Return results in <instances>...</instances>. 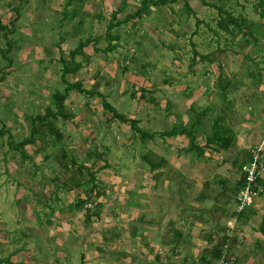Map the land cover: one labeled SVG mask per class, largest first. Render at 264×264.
I'll list each match as a JSON object with an SVG mask.
<instances>
[{
    "label": "rangeland",
    "instance_id": "obj_1",
    "mask_svg": "<svg viewBox=\"0 0 264 264\" xmlns=\"http://www.w3.org/2000/svg\"><path fill=\"white\" fill-rule=\"evenodd\" d=\"M8 1L9 0H1L0 2V18L4 24L8 23L7 20L12 19L13 12L14 16H16L19 12L22 14V10L27 13L30 9H37L34 13V22L29 24L31 27H28L33 30L32 32H35L34 35L28 36L29 34H27V32H21L19 25L22 23L27 25L28 18L26 19V17L21 18L18 26L15 24L12 26L7 25L6 27H3L2 30H0V130L3 129L2 139L0 137V142H2L0 143V258L3 259L5 257V255L13 246L12 241L16 240L18 242L20 241L23 245L27 244L28 246L26 249H30V251L31 249L34 250L35 256L33 259L35 260V264H41L40 262L42 260L44 262L43 264H82V253L84 252L82 244L77 243L75 248L67 242L63 243V245H58V241L55 239V237L47 239L42 234V232H44L45 228L49 226L48 219L50 218V210L67 212L68 210H71L75 207L65 206L64 201L67 196L65 193L69 192L73 188L75 189V194L80 195V191L81 193L84 192L83 190L85 185H83V183L87 184V182H89H83L84 179L86 180V177L89 180V170L91 171V169L87 167L86 161H84L82 158L84 156L83 149L87 146L85 145L86 140L83 139V136L81 138L77 137V140H75L76 145H78V142L81 145L79 144L76 146V148L73 149V153L67 155V158L69 159V165H72L71 162L74 158L76 160L77 166H80L79 168L81 171L79 173H75L73 170V176L68 179V174L70 172L72 173L71 168L68 171L61 169V171L56 172L57 176H59L57 180V195L61 198L60 201H56L54 198L49 199L47 197L44 198L40 196L36 199L35 196L40 194L39 192H41L42 196H44V188L46 184L39 182L37 178L34 180L35 178H31L30 176H26L25 178V180H27L25 188L28 193L22 196L20 199L21 202L14 200L17 190L14 191L10 189V186L13 183L11 180L16 178L20 183L23 180V177H21V174L19 175L17 172H15V176L8 175V171L6 172V163L24 160L28 164V168L25 169L27 175H29L32 171L41 170L42 166L47 164L48 167L43 170L48 176H52L49 168L54 166L56 164L55 162L58 161L54 156L55 154L60 153L59 146L64 145L61 144L58 146L47 147L45 152H43L44 150L37 152L33 151L30 156H28L27 152L24 151V148L21 145V141L23 140V137L26 135V133L29 132L27 129L31 127L32 116L43 112V107L46 106V103L43 102V99L51 103V94L56 91H63L64 86L61 84V79L56 80V74L58 71L55 70L56 68H60L62 66L60 63L51 64L45 60L43 62H36L34 56L28 55L27 57H24L23 53L27 52L26 49L28 50V46L41 43L42 41H48L49 45L51 44L56 46L58 45V41L61 38H66L65 40H67L69 37H71V33L67 32V27H69V29H73L74 25H78V23L73 22L72 15L80 13L79 21L83 23L85 20V14L82 12L81 8L86 4H89L90 0H87L88 3L86 0L77 1L76 3H72L67 7L63 5L64 0H58V2L61 4L60 8L62 9L60 13H58L54 7H50V5L46 3V0H27L30 2L27 4H25L26 2L24 3L23 1H21V4H19L20 1L11 0V7L13 9L12 12L10 6L8 7L6 5ZM48 1L51 2V0ZM134 1L138 3L140 2V0ZM184 1L177 0L179 3L168 2L164 5V8L159 9V12L169 16L163 18H169L168 21L160 19L158 17L159 15H156L152 19H146L152 15L148 13L144 15L143 19L137 20V23H134L133 25L128 24V22L121 23L118 30L113 29V33H118L119 35L118 39L115 41L118 43L115 47V50L101 52V58L93 56L94 58L92 57V62L94 63V66H96V71L93 70V67L90 66V68H88L87 65H84V71L82 70V72H79L77 77L75 76L74 79L76 78L75 81L78 80L82 82L85 90L87 89L90 91L94 87L99 86L100 90L103 88L102 92L104 96H107V101L111 103L118 112L126 115V117L133 113L135 115L134 119L137 120V126H140L144 131L149 129L150 132H154L153 137H151L153 141H150L153 144L152 147L159 145L161 149H157L158 152L164 154L167 160H170V164L172 166H178L175 165V163L177 164V156L179 155L181 156L190 154L194 157V159L198 156L193 150L185 151L186 147L189 145V139L186 135H163L162 132L171 129L172 123H178L177 120L175 121L172 118L173 116L165 117L166 115L161 113L163 112L165 106L169 104L167 107L170 108L172 114L179 115V113L176 112H180L186 108L190 109V107L194 105V109L187 111L184 115L187 117L184 118L186 126L189 124V121L190 123H193L190 117L195 119L194 114L191 115V113H194V111H201L207 106L210 107V111H208L206 116L199 121V126H197L196 129L197 132H195L196 142L200 140L201 135L199 132L202 130V127L206 132H210V123L212 119L216 115L221 116L223 109L226 116L224 112L222 116L224 117L226 123L234 130V133L236 134L235 140L227 150L223 151L221 149H217L220 151H216L220 153L218 158L214 156L215 153H207L208 155L206 153L205 154L210 158L206 161L209 163L211 168H215V171L219 170L217 175L224 176V179L227 180L225 174H227L229 168H227L226 164L229 163L230 160H232L231 162L235 160V162L239 164L241 161L243 162L245 158H247L245 156L246 148L242 146V137L243 133L248 127H246V129H243V127L245 128V124L252 125L255 123L251 122L250 116L248 117L250 108L249 105L251 103L253 104V102L248 101L247 98L254 99L255 94H258L259 97V93H261L260 89L264 92L262 89L264 88V47L260 43H255L252 39H250L248 34L243 35L241 38L239 37V41L236 39V43L232 41L231 43H226V46L224 45V41L222 39H219V42H216L217 37L214 36V34L209 29H217L215 24L216 20L214 19L215 16H217L216 9L205 5L202 0H186L190 3V8L193 10L191 12L187 11L185 8ZM204 1L209 3L220 2V0ZM256 1L257 0H226L225 2L226 5L233 10L237 17H239L241 20H246L247 23H252L254 30L252 32L257 37L264 38V20L262 23V19H260L258 12L254 8V3ZM32 4H34V6H32ZM170 4L171 7L169 6ZM117 5L118 1L111 0V2L108 4L109 11L114 10ZM241 5L244 7L242 8ZM159 6L162 5H158L157 7ZM125 10L132 12L134 10V3H129V6L126 7ZM55 14H58L59 16H55ZM123 16L125 15H121V17ZM148 21L151 22L148 23ZM108 22L109 21L106 19L103 21L101 20L97 25L96 32L104 36L107 30ZM145 23H147V25ZM37 31L43 34L46 32L49 35L47 40L44 36H42V40L39 41V38L36 36ZM219 32L220 34H223L222 31L219 30ZM21 34L22 37L20 36ZM8 37L13 40V46L10 50V53L5 50V41ZM20 38L22 40H20ZM228 38L233 40V38L229 36ZM247 39L249 41H247ZM108 43L109 42L106 41V39H100L101 46H106ZM195 51L199 52L200 54H208L212 61H199V57L195 56ZM105 56L108 59L106 61L109 63H107L108 66L106 65L107 67L103 69L99 65L101 59ZM41 57L44 58L43 55H41ZM192 57L195 59L194 62L192 61ZM34 64H37L38 66L35 68ZM250 70H260L261 79H259L257 75H255V78H249L247 73ZM217 75H219L220 78H218ZM101 77L106 78L103 83L99 82ZM67 78L69 82H72L73 77L71 75H68ZM165 78L168 79L169 83L164 82ZM224 78L232 80L233 84H231V86L223 82L227 86L225 89V100L224 98L220 97L222 88L218 86V80L221 81ZM122 79L124 80L123 84L121 83ZM129 79H134V83ZM102 80L103 79H101V81ZM92 81L94 82L93 84L91 83ZM134 85L140 87L135 92L141 94L145 90L147 93L145 95L146 99L150 98L152 95L153 98L158 102L157 104L148 103L147 101L143 103V105H145L149 110L148 117L150 119L152 118V122H149V124L146 125L144 124L145 126L141 123V115L143 116L147 114V112H140L141 100L136 98L134 100V98H132L129 93ZM69 95L70 101L75 106V113L80 114L77 118L80 126V130L78 131L81 132V130L87 128L94 129L97 133H102V136L97 138L93 136H87V139H89L88 142H91V145L89 146L90 151L93 152L90 157H94L93 155L96 153L98 154L99 149H103L105 151V155L103 157H105V160L107 161H111L112 156L116 157L124 154L125 160L138 161L141 163L139 165L143 167L146 174H149L153 171L150 170L152 160L154 162H159L161 156L152 154L150 148L146 146L145 141L137 137L133 133V130H130L129 135L125 137L126 141L128 139L133 140L132 144L130 141L128 142L126 149L124 150L125 152L122 149H118V144L124 139L123 133L125 132L122 133L116 127L111 126L110 132H108L109 135L106 133L104 135V131L107 129L110 123L109 121L105 122L103 120L101 112H98V116H96V114L91 115V110L100 111L101 108L100 104L94 103L95 100H97L96 102L100 100L99 98H96L97 96L95 94L94 97L91 96V100L89 99L90 102L93 100V103L91 102L90 105L91 109L87 106V104L84 103L85 98L87 97L85 93H79L76 90H72ZM112 95H115L118 98H109ZM192 95L194 96L193 99L191 98ZM119 98H122L123 100V104L121 106L118 104ZM167 99L169 103L166 104L165 100ZM188 103L189 105H187ZM79 106L81 109L78 108ZM251 110H253V108H251ZM161 115H163V121L157 120L156 116ZM260 115L263 117L262 113H260ZM81 116H85L83 120H81ZM254 117L255 115L252 114L251 118ZM181 136H183L185 139H188V144L185 148L180 143L182 141L178 140V138H182ZM119 139L121 140L119 141ZM103 140H106V142H103ZM261 142L264 146V140H261V136H257L256 134L253 145H257ZM103 143H107V146L104 147ZM65 144L68 149H70V144L66 142ZM132 146H134V148ZM164 146L166 147L164 148ZM167 147L168 150L164 152ZM243 148L244 151H241ZM178 149L179 151H177ZM146 154L148 155V160L144 157ZM45 155H48L49 157L45 158ZM35 156H38L37 160L44 159V161L41 164H38L34 160ZM187 159L190 160V157ZM123 163L125 162L123 161ZM129 167V169H133V167ZM55 168L56 167H54L53 170L57 171ZM107 168L109 171H111V168ZM178 168L179 170L174 172L177 179L175 181L185 183L186 175L180 170V166ZM122 169L125 170V168ZM129 169L126 172L127 183L122 182L121 184L117 185L118 188L120 187V190L123 189L121 190L122 193L128 192V184L132 186L134 185V182L129 179L133 175ZM114 175L115 173L111 171L109 174H106L105 177L106 179H109ZM44 177L45 176L42 174L43 179H45ZM155 180L156 182L158 181L154 189L155 195L158 196L156 200H158V203L160 200L164 205L165 203L163 200L165 197L161 187L163 176L162 179L155 178ZM234 181L235 180L227 182V184L230 183V185H228L229 187L225 191L222 189L221 183L218 182L216 185L213 184L219 190L224 191L221 193L222 195L228 194L225 197L223 196L226 200H224V198L220 200V202L223 201L224 203V207H220L223 210V214L213 220L214 224L210 223V218L206 219L207 224L202 227L203 229H198V233H196L197 231L195 233L192 231L191 235L195 234L198 235V237L206 236L212 229H214L212 233L215 232L214 234H217L218 236L219 234L220 236L226 234V229H232L230 230V235H235V233L240 231L242 232L243 228L247 231L249 230L250 227H247L246 224H241L240 221L236 223L234 216L231 218L228 216L235 206V196L233 198V195H236V190H239L243 186L242 185L239 189L235 187L231 190L232 192L228 191L229 188L233 186ZM212 183L213 182H210V184ZM210 184H207L205 188L208 186L206 188L208 189ZM27 185H31V188ZM47 185L49 186V183ZM33 190H35V194ZM60 190L61 193L59 194L58 191ZM136 192L137 189H133L129 192V196H132ZM48 195L50 196V193ZM206 200L210 202L209 198ZM33 201V207L36 209H41V213L39 214L43 221V231H41V236H36L35 238L33 236L31 237V234H27L30 232V230L26 227L28 224H25L27 221L25 218L26 212L29 208H31V203ZM252 202L247 204L245 209L250 205L252 206ZM93 203L94 201L90 202V206ZM10 208L14 211L15 217L19 215V223H17V220H14V218L9 217V215L5 213V211ZM82 208L83 205L79 207L78 210H82ZM72 210L74 211L75 209ZM45 211H48V214H45ZM169 218L170 217L168 215L163 222H167ZM226 218H228V220H226ZM135 225L136 221H133L129 227L136 228ZM256 229L255 231L257 232ZM154 230L156 231V234H158L156 228ZM143 231H145L144 228ZM146 231L148 230L146 229ZM249 233L251 234L252 230ZM170 235L172 236V232ZM7 237L8 239L10 238V243L4 240L5 238L7 239ZM157 238H159V235L157 237L154 236V239ZM131 239V242H133L135 238ZM158 241L160 243V239H158ZM192 244L195 246L194 248L199 249V253L198 255L194 256L193 254L195 252L192 253L191 250H189L188 254L186 255L189 259V263L187 264H202L196 259L204 249L201 247L203 245L193 242ZM232 244V248L234 250L236 249V257L232 264H241V262L239 263V259L242 260L244 258V251L249 249V245L244 246V248L240 250V248L234 247V242ZM250 246L252 245L250 244ZM122 249L123 253L124 251L125 253L129 252L128 254L130 256L132 255L134 258H140L139 254H135L133 251H131L132 248L130 247L129 243H126V246ZM252 250L253 248L251 251ZM62 251L67 253L66 258L63 257V255H59V253ZM163 253L164 259L168 264H185L184 262L179 261L181 260L182 256L176 258V249L175 246H172V244L168 243V245L163 249ZM143 254H146V252H143ZM248 255L253 257V252ZM256 257L261 259V257L258 255H256L255 258Z\"/></svg>",
    "mask_w": 264,
    "mask_h": 264
},
{
    "label": "crops",
    "instance_id": "obj_2",
    "mask_svg": "<svg viewBox=\"0 0 264 264\" xmlns=\"http://www.w3.org/2000/svg\"><path fill=\"white\" fill-rule=\"evenodd\" d=\"M18 1H20L19 4H21V1H23L24 3L26 2L25 4L30 3L27 0H18ZM77 1H83V0H64L63 5L67 7L72 3H76ZM101 1L90 0L89 4H86L84 7L81 8L82 12L85 14V20L83 23L79 21L80 13L72 15L73 22L78 23V25L77 26L74 25L73 29H69V27H67L68 30L67 32H70L72 35L67 40H65L66 38H61L58 41V45L56 46L51 44L49 45L48 41L45 42L42 41L41 43L28 46L29 51L26 49L27 52L25 51L26 53H23L24 57H27L28 55H32L35 57L36 62L38 61L43 62L45 60L46 62H50L51 64L60 63V60L58 59L61 57V55L69 54V52L73 48H75L80 41L83 40L85 41L86 39H89V41H91L93 36H96L97 38L98 36H102L101 34L96 32L98 23L101 20L103 21L106 19L107 21H109L108 22L109 24L110 18L113 15H114V20H113L114 23H116L117 21L120 23L128 22V24H132V25L134 23H137V20L143 19L144 15L148 13L152 15L150 17H147L146 19H152L156 15H159L158 17L160 19L169 17L167 16V14H162L161 12H159V9L164 8V5L166 3L161 4L162 6L157 7L158 5H154L153 3L150 2V0H144L145 3H148L149 5L147 9L146 8L144 9L141 8V6H143L142 4L143 0H140L139 3L135 2L134 0H112V1H118V5L114 10L109 11L108 4L109 2H111V0H101ZM11 2L12 1L9 0L8 3H6V5L8 7L10 6V8L12 9ZM46 3L49 4L50 7L52 8L54 7V9L58 13L61 12L62 10L60 8L61 4L60 2H58V0H51V2L46 0ZM129 3L132 4L134 3V10L132 12H128L125 10V8L129 6ZM34 4H32V6H34ZM187 4L190 7V3L187 2ZM169 6L171 7V4ZM36 9L37 8L30 9L27 13H25V11L22 10L21 13L22 12L23 13L20 14L19 12L16 16H14V12L12 9L13 12L12 19L7 20L8 23L4 24V22L0 18V24L3 27H6L7 25L12 26L14 24L18 26L21 18L26 17V19L28 18L27 25L23 23L19 25V27L21 28V32L23 31L27 32V34H29L28 36L34 35L35 32H32L33 30H31L28 27H31L29 24L33 23L34 22L33 20H35L34 13ZM138 10H141L140 15H134L135 12ZM121 15H125V16L121 17ZM55 16H59V15L55 14ZM163 20L168 21L169 18ZM151 21H148V23H150ZM119 24L117 26L112 27V33H113V29L118 30L120 26ZM145 24L147 25V23ZM36 33H37L36 36L39 38V41L42 40L41 39L42 36H44L46 40L49 37V35L46 32L43 34L37 31ZM20 36L22 37V34ZM104 36H102V38L105 39ZM20 40L22 39L20 38ZM115 41L116 40H112L111 43L115 44L116 43ZM12 42L13 40L10 37H8L5 41L6 43L5 50H8L9 53L13 46ZM99 44L93 46L94 44L88 42L87 45L84 46L83 56H77L76 58L77 62H81V66L79 68V71L76 73V75L74 76L71 75L73 77L72 81H75L76 78L74 79V77L75 76L77 77L79 72H82V70L84 71V67H85L84 65H87L88 68H90L91 66L93 67V70L96 71V66H94L92 59L94 57L101 58L102 55L100 53L103 52L101 47L102 48L105 47ZM95 47L98 49L95 50ZM41 55H43L44 58H42ZM106 60L108 59L105 56L100 61L99 66L102 67L103 69L108 66L107 63L109 62H107ZM37 66H38L37 64L36 65L34 64L35 68ZM55 70L58 71L56 74V80H60L61 67L56 68ZM101 79L103 80L101 81ZM105 80H106L105 77H101L99 82L103 83ZM129 80H131L133 83L135 81L134 79H129ZM123 81L124 80L122 79L121 82L122 84ZM91 83L93 84L94 82L92 81ZM138 88L140 87L134 85L133 88H131V90L129 91V93L132 96V98H134V100L135 98L141 100L140 112L143 111L147 112V114L143 116L141 115V123L143 125L144 124L146 125L149 124V122H152V118L150 119L148 117L149 110L145 105H143V103L147 100H142V96H140L139 93L135 92ZM101 89L102 90H100V86H99V87H94L91 90L99 94V97L96 95L97 99L98 98L100 99L101 95H103L102 92L103 88ZM262 89L264 90V88ZM260 91L261 93H259V97L258 94H255L254 99L247 98L248 101L253 102V104L251 103L249 105L250 107L249 114L248 112L247 114L248 117L250 116L251 122L252 123L255 122V123L252 125L245 124V128L243 127L244 125L242 126L243 129H246V127L249 128L246 129L242 137L243 140L242 146L246 148L245 149L246 157L249 155L248 149L251 145H253L254 137H256V134L257 136H261V140H264V92L261 89ZM134 93L135 95H133ZM92 97L90 95L89 96L87 95V97L85 98L84 103L87 104L89 108L91 102L93 103V100L90 102ZM193 97L194 96L192 95L191 98L193 99ZM109 98L117 99L118 97L112 95ZM96 101L97 100L94 101L95 104L97 103L101 105L100 111L91 110V115L96 114V116H98V112H101L103 120L105 122L109 121L110 124L108 125L107 129L104 131V135L105 133L109 135L108 132H110L111 126L116 127L122 133L125 132L123 133L124 139L118 144V149L119 150L122 149L124 151L126 149L128 142L130 141V143L132 144L133 141L132 139H128L127 141L125 140V137H127L130 133L129 125L126 123L119 122L117 119H114V117L111 116L110 112H105V110L103 109V104L101 99L98 102ZM43 102L46 103L45 104L46 106L43 107V112H44L45 107L49 105L48 103L49 101L43 99ZM147 102L152 103L149 101ZM165 102L166 104L169 103L168 99L165 100ZM66 104L68 106V111H70L71 114H73L72 115L73 117L65 121V125H64L65 129L63 128L61 130L67 139V143L70 144V149H68L67 146L65 147L68 151L70 150L72 154L73 149H75L76 146L80 144L78 142V145H76L75 140H77V137L81 138L83 136V139L86 140L85 145L87 146L83 149L84 156L82 158L84 161H86L87 167L90 168L92 171L91 172L89 170V172L93 174L94 177L91 180L90 179L91 175H89V180L87 179V177L86 180L84 179L83 182H87V181L89 182H87V184L83 183V185H85V188L83 190L84 191L83 193H81V191L79 192L80 195H76L75 189H73L72 187H71L72 190L65 193L67 194V196L64 203L65 206H69V207L74 206L77 199H81L85 201L87 197H89L88 199L89 202L83 204L82 210L80 209L78 210V208L75 206L74 208H72L75 209L74 211L72 209L68 210L67 212L65 211L61 212L58 210L49 211V216H50V218L48 219L49 226L45 228L44 232H42L45 238L49 239L55 237V239L58 241V245H63V243L67 242L68 244H71L74 248L77 245V243L82 244V247L84 249V252L82 253V264H168L164 259L163 249L168 245V243L171 244V240L173 237L172 229H177L182 233V237L176 249V258L182 256L181 260L179 261L187 264L189 263L188 262L189 259L187 258L186 255L188 254L189 250H191L192 253L195 252L193 254L194 256L198 255L199 253L198 251L199 249L194 248L195 246L192 244V242L202 244L203 246L201 247L203 248H209L219 239L220 234L218 236L217 234H214L215 232L212 233L214 229L210 230V233L207 234L206 236H201V237L200 236L198 237V235L195 234L191 235V232L193 231V233H195L197 231L196 233H198V229L202 230L203 229L202 227L207 224L206 219L210 218V223L214 224L213 220L223 214V210L220 207H224V203L223 201L220 202V200L225 196H227L228 194L222 195L221 193H223V191L219 190L213 184L216 185L218 182L221 183L222 189L225 191L226 189H228L229 187L228 185H230V183L227 184V182L235 180L233 186H231L232 188L230 187L228 191L232 192L231 191L232 189H234L235 187L238 188L240 186L239 181L243 178L241 172L242 161L239 164H237L235 160L233 162H231L232 160H230L229 163L226 164L227 168H229V171L227 172V174H225L227 178V180H225L224 176L217 175L219 170L215 171V168H211L209 163L206 161L207 159H210L209 156H207L208 154L215 153L214 156H216L217 158L219 157L220 153L218 152L220 151H218L217 149L209 148L207 151L204 152L202 156L196 157L195 159L190 154L181 155V156L179 155L177 156L178 157L177 164L175 163V165L178 166H172L170 164L171 163L170 160H167L164 154L158 152V150L161 149L159 145H156V147L155 146L152 147L153 144L150 141L153 140L151 138L150 139L148 138L145 141L146 146L150 148V150L153 153L165 159L167 161V164L166 166L163 165L161 168L153 170L149 174H146L144 172L143 167L139 165L141 163H139L138 161L125 160L124 154L116 157L112 156L111 161L105 160V157H103V155L101 158H98L99 156H97L96 159L95 157H90L88 155L90 153L89 146L91 145V142H88L89 139H87V136H93L97 138V137H101L102 133L100 132L97 133L94 129H87V128L81 130V132L78 131L80 130V126L77 118L80 114L75 113L74 111L75 106L70 101L69 97L68 99H66ZM118 104L120 106L123 104L122 98H119ZM167 105L165 106L163 112L161 111L160 112L164 113L166 115L165 117L173 116L172 118L175 121L177 120L179 122L182 120L185 123L184 118L186 116H184L185 115L184 111H189V109L188 108L183 109L180 112H176L179 113V115L178 114L173 115L172 111L170 110V108L167 107ZM187 105H189V103ZM78 108L81 109L80 106ZM251 108H253V110H251ZM260 113L263 114L262 115L263 117H261ZM252 114L255 115L254 118H251ZM84 117H82L81 120H83ZM129 117L134 119L135 115L131 113L130 116H128V118ZM156 117L157 120L163 121V115ZM57 125L60 126L59 121L57 122ZM172 125L174 124L172 123ZM146 132H148L149 134L152 133L149 131V129H147ZM199 133L201 137L197 143L202 145L204 143L205 133L204 134L203 132H199ZM0 137L2 139L3 129L0 130ZM181 137L182 138H178V140L182 141L180 143L185 148L188 144V139H185L183 136ZM120 140L121 139H119V141ZM103 142H106V140H103ZM103 144L104 147L107 146V143H103ZM48 147L50 146L48 145ZM132 147L134 148V146ZM165 147L166 146H164V148ZM34 148L35 147H33V149ZM30 149H32V145H26L24 148V150H26L27 152L31 151L29 153H32L33 151ZM167 150L168 147L166 148V150H164V152H166ZM100 151H104V150L99 149L98 153H100ZM177 151H179V149ZM241 151H244V148ZM205 153L208 154L206 155ZM188 157H190V160L187 159ZM37 159L38 156H35L34 160L38 164H41L43 162L42 161L43 159L41 160H37ZM122 159L125 163H123ZM55 163L56 164L54 166L49 168V171L52 176H48L43 170L48 167L47 164L43 165L41 170L32 171L29 175H27L25 169L28 168V164L24 160L11 161L10 163L7 162L6 167L8 170L6 169V172L8 171V175L15 176L16 174L15 172H17L19 175L21 174L20 175L21 177H23L22 178L23 180L20 183L17 181L16 178H13L12 180L9 178L13 182L12 185L10 186V189L14 191L17 190L15 193L14 200H16L17 202H21L20 199L22 198V196L28 193L25 188L26 186L25 184H27L26 183L27 180H25V178L26 176H30L31 178L32 177L35 178L34 180H36L37 178L39 182L46 184L44 188L45 189L44 196H42V193L39 192L40 194H38L37 196L34 195L36 199L39 198L40 196L44 198L47 197L49 199L54 198L56 201H60L61 198L57 195V189H58L57 180L59 176H57L56 172L61 171V169H65V168H63V166H61V164H59L58 161H56ZM127 164L133 167V169H129L130 167ZM179 166H180V170L186 175L185 183L175 181L177 179L175 177L174 172L176 170H179L178 168ZM54 167H56L55 169L57 171L53 170ZM107 167L111 168V171L115 173V175L110 177L109 179H106L105 177L106 174H109L111 172ZM122 168H125V170H123ZM128 169L131 170L132 172L131 174H133L129 179L132 180V182H134V185L132 186L128 184L129 185L128 192L122 193L121 190L123 189L120 190V187L118 188L117 185L121 184L122 182L127 183L126 172L128 171ZM65 170L68 171L69 167ZM155 172L156 173L158 172V178L162 179L163 176L161 187L163 189L162 192L165 197V199L163 200L165 203L164 205L160 200L159 203L157 202L158 200H156L158 196L155 195L154 189L158 181L156 182L153 176ZM73 173L74 172L72 169V173L70 172L68 174L67 179L72 177ZM42 174L43 176H45L44 177L45 179L42 178ZM210 182L213 183L210 184ZM48 183L49 186L47 185ZM94 183L97 185V188L95 187L91 188ZM207 184H210L208 189H206L208 186L205 188ZM27 186L31 188V185H27ZM133 189H137V192L134 193L132 196H129V192L132 191ZM33 191L35 194V190ZM97 191L99 192V194L97 193ZM237 192L238 190H236V194ZM49 193L50 196L48 195ZM58 193L60 194L61 190L58 191ZM96 194H98V196ZM234 196L236 197V195H233V198ZM207 198L210 199V202L206 200ZM224 200L226 199L224 198ZM92 201H94V203L90 206V202ZM33 203L34 201L31 203V208H29L26 212L25 218L27 221L25 222V224H28L26 227L30 230V232L27 234H31V237L33 236L35 238L36 236L38 237L41 236V231H43L42 229L43 221L40 218V214H39L41 213V209L34 208ZM252 203H253L252 206L251 205L248 206L243 211V213H241L237 217V219L235 218L236 223L240 221L241 224H246L247 227H250L248 231L250 232L252 230L251 233L252 235L244 228L242 232L240 231L238 233H235L234 247L240 248V250H242L244 246L249 245L248 247L249 249L244 251V256H243L244 258L242 260L239 259V263L241 262V264H264V222H263L264 173L262 178L259 180V194L256 198H254ZM88 205L90 207H87ZM234 205H235V200H234ZM87 208L93 209L91 211L93 213L90 214L91 216L90 218H86L87 216L85 214L84 209ZM95 208L98 210L95 211ZM234 208L228 214L230 218L234 215ZM5 213L9 215V217L14 218V220H17V223L20 222L19 215L15 217L14 211L11 208L7 209ZM44 213L48 214V211H45ZM168 215L170 217L168 221L163 222ZM226 220H228V218H226ZM133 221H136V225H135L136 228L129 227ZM143 228L145 229V231H143ZM155 228L158 234H156V231L154 230ZM0 229H1V224H0ZM146 229L148 231H146ZM255 229L257 230V232L255 231ZM171 232H172V236L170 235ZM158 235L159 238L154 239V236L157 237ZM131 238H135L133 242H131L132 240ZM158 239H160V243ZM4 240L10 243V238L8 239L7 237V239L5 238ZM125 242L129 243L130 247L132 248L131 251H133L135 254H139L140 258H134V256L132 255L130 256L128 254L129 252L125 253L124 251L123 253L122 248L126 246ZM12 243L13 246L9 250V252L5 255L3 259L0 258V264H35V260L33 259L35 256L34 250L31 249L30 251V249H26L28 245L27 244L23 245L20 241L18 242L16 240H13ZM250 244L252 246H250ZM252 248L253 250L251 251ZM234 251H236V249ZM143 252H146V254H143ZM251 252H253V257H251V255L250 256L248 255ZM158 254L159 256L156 257ZM59 255H63V257L66 258L67 253L62 251L59 253ZM256 255L260 256L261 259L258 257L255 258ZM40 263L43 264L44 263L43 260ZM211 264H216V263L213 262Z\"/></svg>",
    "mask_w": 264,
    "mask_h": 264
},
{
    "label": "trees",
    "instance_id": "obj_3",
    "mask_svg": "<svg viewBox=\"0 0 264 264\" xmlns=\"http://www.w3.org/2000/svg\"><path fill=\"white\" fill-rule=\"evenodd\" d=\"M176 1L177 0H150V2L153 3L154 5H161L164 3L176 2ZM221 1L222 0H220V2H218V3H209V2L202 0V2L205 5H208V6L216 9L217 16H215L214 19L216 20L215 24H216L217 29L209 28L210 31L214 34V36L217 37L216 42H219V39H222L224 41V45L226 43L227 44L231 43V41L236 43V39H237V41H239V39L241 37H243V35L248 34L250 39H252L255 43H260L264 47V42H263L264 38H259L252 32V31H254L252 23H247L246 20H241L239 17H237L234 14L233 10L230 9L226 5V2H225L226 0H224L222 2ZM187 2L188 1H186V0L184 1V6L187 9V11L192 12L193 10L189 7ZM142 4H143V6H141V8L147 9L149 7L148 3H145L144 0L142 1ZM241 7L243 8L244 6L241 5ZM254 8L258 12V15H259L260 19H262V23H263V20H264V0H257L254 3ZM140 13H141V10H138L135 12L134 15H140ZM113 20H114V15L110 18V23L107 26V31H106V34L104 36L106 41H108L109 43L105 47H103V48L101 47L102 51H107V50L112 51L113 49H115V47L118 44V43H115V44L111 43L112 40H117L118 36H119L118 34L112 33V27L117 26L120 22L117 21L116 23H114ZM119 25H121V23ZM2 28H3V26L0 24V30H2ZM219 30L222 31L223 34H220ZM228 36L233 38V40L228 38ZM100 38H102V36H98V38L96 36H93L91 41H89V39H86L85 41L84 40L80 41L77 44V46L69 52V54H67V55L62 54L61 55V57L58 60H60V63L62 65L61 72H60V79H61V84L64 86V89H63V91H56V92L51 94L52 101H51V103L49 102V105L47 107H45L43 113H38L35 116H32L31 127L29 129H27V131H29L28 132L29 134L26 133V135L23 137V140L21 141V145L23 148H25L26 145H32L31 150L34 152H37L40 150H44L43 152H45V149L48 147V145L50 147H52V146H58V145L63 144L64 146H59L60 147V153L55 154L54 157L57 158L59 164H61V166H63V168L67 169L69 167V169L70 168L73 169L75 171V173H79L81 171L79 168L80 166H77L76 160L74 158L71 162L72 165L71 166L69 165V159L67 158V155L71 154V151L69 150V152H68V150L66 149L65 142L67 143V139L61 131L64 128L65 121L68 119H71L73 117L72 116L73 114H71V112L68 111L66 99H68L69 94L72 90H76L79 93H85L88 96L89 95L94 96V94H95L99 97V94L95 91L85 90L82 86V82H80L78 80L69 82V80H67L66 77L68 75L74 76L79 71V68L81 66V62H77L76 58H77V56H83L84 46L87 45L88 42L91 44H94L93 46H96L97 44H99ZM247 41H249V40L247 39ZM96 49H98V48L95 47V50ZM6 51L8 52V50H6ZM195 56L199 57V59H198L199 61H203V60H208L209 62L212 61L209 58L208 54H200L199 52L195 51ZM241 56L243 57L242 54H241ZM192 58H193L192 61L194 62L195 59H194V57H192ZM263 62H264V60H263ZM255 75H257V77L259 79H261V71L260 70H257V71L250 70L247 73V76L249 78H255L256 77ZM217 77L220 78L219 75H217ZM164 82L169 83L167 78L164 79ZM223 82L228 84V85H231L232 80H230L228 78H224L221 81L218 80V86L220 88H222V91L220 92V97L224 98V100H225V98H226L225 89L227 88V86ZM146 94L147 93L145 92V90L143 91V93L140 94V96H142V100H147V101L152 102L154 104L158 103L153 98L152 95L150 96V98L146 99V96H145ZM133 95H135V93ZM100 99L102 100L103 109L107 112H110L111 116L114 117V119H117L118 121H120L122 123L129 124L130 130H133V133L137 137L146 141L148 138L150 139L153 136L154 133L151 135L148 132H146V130L144 131L140 126H137V124H136L137 120L136 119H133L130 117L128 118V116L126 117V115H124L123 113L118 112L113 107V105L106 100L105 96L101 95ZM190 109L191 110L194 109V105L191 106ZM190 109H189V111H190ZM208 111H210L209 106L203 108V110H201V111H198V112L194 111V113H191V115L194 114L195 119L190 117V119H192L193 123H190V121H189L188 122L189 124L186 126V124L181 120L178 123L172 125L171 129L162 132L163 135L164 136H176L178 134L186 135L189 139V145L186 147L185 151L186 150L187 151L193 150V151H195V153L198 157L202 156L204 154V152L207 151L209 148L227 150L231 146V144L234 142L236 134L234 133V130L232 129V127L226 123L224 117L222 116L223 112L225 114V111L223 109H222L221 116L216 115L212 119V121L210 123V130H211L210 132H206L205 129L202 127V130L200 132L204 131L203 134L205 133L204 143L202 145H200L195 140V135H196L195 132H197L196 127L199 126V121L206 116V113ZM184 112L186 113L187 111H184ZM225 116H226V114H225ZM58 121L60 123V126L57 125ZM50 143H51V145H50ZM38 145H40V146H38ZM33 147H35V148L33 149ZM24 151H26V150H24ZM92 153L93 152L90 151V153L88 155L90 156V155H92ZM30 154L31 153L27 152L28 156H30ZM152 154L155 155V153H153V152H152ZM102 155L103 156L105 155V151H100V153L94 154V157L96 158L97 156H99L98 158H101ZM157 156H159V155H157ZM44 157L48 158L49 156L45 155ZM144 157L147 159L148 155L146 154V155H144ZM160 158L161 159H159V162H154L152 160L150 170L159 169L163 165L166 166L167 161L165 159H163L162 157H160ZM248 158H249V155L247 156L246 160H244L242 162V164L244 162H247ZM42 161H44V159ZM242 164H241V166H242ZM90 175H91L90 179L92 180V178L94 176L91 173H90ZM153 176H154V178L157 179L158 178V172L157 173L155 172ZM259 180L257 181L258 190H259ZM239 182H240V184H239L240 186L238 187V189L244 183L243 178ZM94 187L97 188V185L95 183L92 185L91 188H94ZM97 193L99 194L98 191H97ZM98 194H96V195L98 196ZM88 199H89V197H87V199L85 201L77 199L74 206L79 208L83 204H85L86 202H89ZM84 210H85V214L87 216L86 218H90L91 217L90 214L93 213V212H91L93 209L87 208ZM96 210H98V209L95 208V211ZM243 211L240 213L234 212V215H233L234 218L237 219V217L241 213H243ZM95 214H96V212H95ZM226 230H229V229H226ZM172 232H173V237L171 240V244H173L172 246H175V249H177L178 243L182 237V233L180 231H178L177 229H172ZM227 238H228V236L226 234H223V236H220L219 239L211 247L204 248L196 260H198L199 263H202V264H211L213 262H218L222 256L223 244L225 243ZM229 239H230V244H229L230 252H231V254H235V257H236V253H235L234 249L232 248L233 247L232 243L235 241L234 240V234H232L229 237ZM158 256H159V254L156 257H158Z\"/></svg>",
    "mask_w": 264,
    "mask_h": 264
},
{
    "label": "built area",
    "instance_id": "obj_4",
    "mask_svg": "<svg viewBox=\"0 0 264 264\" xmlns=\"http://www.w3.org/2000/svg\"><path fill=\"white\" fill-rule=\"evenodd\" d=\"M248 152V161L244 162L241 166L244 184L238 190L235 197L234 212L236 213L242 212L246 205L251 203L253 198L259 194L257 181L263 176L264 173V146L262 142L249 147ZM230 230L231 229L227 230L226 235L228 238L223 244L222 256L216 264H232L235 260V254H231L229 249V237L231 236Z\"/></svg>",
    "mask_w": 264,
    "mask_h": 264
}]
</instances>
